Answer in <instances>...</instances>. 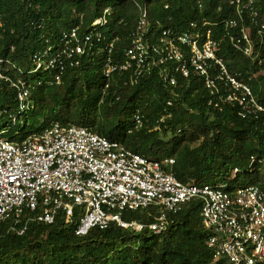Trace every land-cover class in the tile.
I'll list each match as a JSON object with an SVG mask.
<instances>
[{
  "label": "trees",
  "instance_id": "16d2710c",
  "mask_svg": "<svg viewBox=\"0 0 264 264\" xmlns=\"http://www.w3.org/2000/svg\"><path fill=\"white\" fill-rule=\"evenodd\" d=\"M107 7L112 14L104 28V46L113 43L115 59L124 58L143 8L148 11L149 37L156 38L163 28L184 31L195 22L201 31L212 30L218 55L264 105V36L258 33L264 0H255L258 23L247 12L239 15L228 0H0L1 70L31 88L30 107L21 113L17 90L0 81V134L21 141L53 123L85 126L149 158L174 159L166 169L184 183H226L228 190L257 184L264 190V117H243L238 104L212 96L201 77L178 75L173 85L164 80L161 67L134 83L128 71L107 77L108 50L99 52L97 47L84 54L79 65L68 66L60 84L49 83L54 73L33 72L36 51L55 46L72 27L90 31ZM231 18L237 20L236 27L226 25ZM242 28L253 44L250 56L235 45ZM136 114L143 119L139 129ZM201 206L199 200L187 203L169 216L161 234L148 227L137 232L113 224L79 236L80 209L70 221L59 213L52 224L26 211L23 234L8 226L0 233V264H223L206 244L210 232ZM124 218L154 221L148 211L125 212Z\"/></svg>",
  "mask_w": 264,
  "mask_h": 264
},
{
  "label": "built area",
  "instance_id": "2783aa9c",
  "mask_svg": "<svg viewBox=\"0 0 264 264\" xmlns=\"http://www.w3.org/2000/svg\"><path fill=\"white\" fill-rule=\"evenodd\" d=\"M228 1L239 15L247 12L252 22L258 23L255 0ZM147 13L143 8L122 60L112 56V42L104 46V28L112 14V8L107 7L90 31L72 27L55 46L36 51L33 72L54 73L49 83L60 84L66 68L79 65L81 57L97 47L99 52L108 50L104 62L107 77L128 71L134 83L161 67L164 80L174 85L178 75H196L212 96L238 104L243 117H264V105L257 101L250 85L218 55L219 42L211 29L201 31L197 23L191 22L184 31L163 28L156 38H150ZM226 25L233 28L238 22L231 18ZM241 32L242 39L235 45L250 56V35L246 28ZM258 33L264 36V23ZM2 62L0 58V81L10 82L17 90L19 109L24 113L30 107V84L6 75L1 70ZM215 105L219 107L220 102ZM12 119L14 123L18 120L16 116ZM135 121L137 129L141 128L143 119L139 114ZM174 162L170 158H149L75 124L53 123L44 132L21 141L0 134V233L8 226L10 231L23 234L28 227L26 211L35 213L39 222L52 224L59 213L70 221L80 209L76 228L79 236L113 224L137 232L148 227L161 234L169 226L170 215L183 210L190 201L199 200L203 224L210 232L206 244L216 260L223 264H264V190L257 184L228 190L227 184L184 183L166 169ZM130 211H148L154 221L127 220L124 213Z\"/></svg>",
  "mask_w": 264,
  "mask_h": 264
},
{
  "label": "rangeland",
  "instance_id": "374dc122",
  "mask_svg": "<svg viewBox=\"0 0 264 264\" xmlns=\"http://www.w3.org/2000/svg\"><path fill=\"white\" fill-rule=\"evenodd\" d=\"M116 1H118V0H115V2H116ZM223 185L225 186V185H226V183H223ZM223 185H222V186H223Z\"/></svg>",
  "mask_w": 264,
  "mask_h": 264
}]
</instances>
